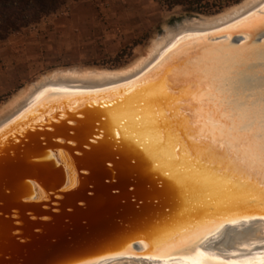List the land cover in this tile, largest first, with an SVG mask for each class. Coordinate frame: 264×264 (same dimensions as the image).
Here are the masks:
<instances>
[{"label":"water","instance_id":"95a60500","mask_svg":"<svg viewBox=\"0 0 264 264\" xmlns=\"http://www.w3.org/2000/svg\"><path fill=\"white\" fill-rule=\"evenodd\" d=\"M206 17H174L157 36L200 25ZM253 18L259 21L260 15ZM243 37L234 34L228 44L239 45ZM149 67L106 85H48L0 122V264H98L122 256L176 263L187 248L154 252L153 243L222 221L261 220L264 206L238 192L228 207L207 210L161 202L175 188L231 195L188 178L195 176L189 169L211 174V166L221 163L214 149L200 146L206 143L200 121L189 108L193 84L172 81L166 68L148 72ZM109 206L118 226L77 243L79 228L88 230L91 216Z\"/></svg>","mask_w":264,"mask_h":264},{"label":"bare ground","instance_id":"6f19581e","mask_svg":"<svg viewBox=\"0 0 264 264\" xmlns=\"http://www.w3.org/2000/svg\"><path fill=\"white\" fill-rule=\"evenodd\" d=\"M261 1L245 0L240 6L234 5L222 12L226 14L219 13L206 17L200 25H184L177 32L168 30L162 36H156L146 53L126 67L111 69L77 64L54 69L45 76L40 75L0 108V122L41 95L48 85L60 87L106 85L138 75L151 65L147 69L148 72L154 69L161 71L166 68L169 70V78L172 81L187 85L193 84L189 92L192 98L189 108L192 109L194 119L197 122L200 121V125L197 126L198 132L203 138L202 142H206L205 145L200 146L208 145L207 147L214 149L215 154L221 158L222 153H219L212 145L211 137L207 135L211 130L212 121L218 119L219 114L208 100L200 101L199 92L207 83L206 77L212 74L221 75L227 71L228 61L223 58L231 59L247 55L253 45L251 39L255 36L254 26L259 23L253 15L264 13V9L260 7L264 1ZM242 12L245 13L241 14ZM235 14L241 15L230 22L214 26ZM211 25L212 28L208 27ZM203 26L206 28H199ZM238 33L244 34L242 43L235 46L228 44L231 37ZM210 35H222L223 37L212 39V41L208 40ZM217 53L220 54L223 62H218ZM201 127L205 128L204 133H201ZM202 189V191L201 189L197 191L192 188H175L165 193L161 202L164 205H172L174 208L184 210H207L219 205L228 207L231 204L230 200L234 199L232 195L222 197L211 193L208 188L202 187ZM185 193H188L190 199L187 204L184 203ZM155 196L160 197L158 193ZM127 210L132 211L130 208ZM115 217V208L111 206L100 208L91 216L88 230L79 228L75 237L76 242L88 240L110 228H116L118 223ZM237 221L239 223L235 225H224L222 221L214 227L205 225L196 227L192 232L181 231V235L176 237L177 240L168 242V239H162L159 244L154 245L153 243L152 248L154 252L157 250L164 252L171 248L182 250L187 248L184 260L167 264H264V220H259V222L250 219ZM209 234L212 236L207 237ZM181 241L184 243H180ZM104 262L106 261L98 264H160L156 260L127 256L112 258L109 262Z\"/></svg>","mask_w":264,"mask_h":264},{"label":"rangeland","instance_id":"374dc122","mask_svg":"<svg viewBox=\"0 0 264 264\" xmlns=\"http://www.w3.org/2000/svg\"><path fill=\"white\" fill-rule=\"evenodd\" d=\"M186 13L157 0H69L38 23L0 40V108L28 83L57 68L130 65L168 22Z\"/></svg>","mask_w":264,"mask_h":264},{"label":"snow or ice","instance_id":"6c2138e0","mask_svg":"<svg viewBox=\"0 0 264 264\" xmlns=\"http://www.w3.org/2000/svg\"><path fill=\"white\" fill-rule=\"evenodd\" d=\"M260 7L264 9V4ZM253 30L254 42L247 55L223 58L228 61L227 71L206 77L207 83L199 92L200 101L208 100L219 114L207 135L222 156L220 164L211 166V174L189 169L195 176L188 178L196 184L219 185L230 195L238 192L264 206V13ZM216 56L218 62H223L219 53ZM204 131L201 127V133ZM189 202L185 193L184 203ZM259 219L264 220V216ZM229 223L235 225L239 221ZM151 258L160 259V256Z\"/></svg>","mask_w":264,"mask_h":264},{"label":"trees","instance_id":"16d2710c","mask_svg":"<svg viewBox=\"0 0 264 264\" xmlns=\"http://www.w3.org/2000/svg\"><path fill=\"white\" fill-rule=\"evenodd\" d=\"M69 0H0V40L11 33L38 23L43 17L56 12ZM173 9L181 7L188 13L213 14L241 0H157Z\"/></svg>","mask_w":264,"mask_h":264}]
</instances>
